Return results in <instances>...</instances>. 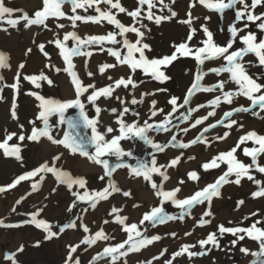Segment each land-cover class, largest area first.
Here are the masks:
<instances>
[{"label": "rangeland", "instance_id": "1", "mask_svg": "<svg viewBox=\"0 0 264 264\" xmlns=\"http://www.w3.org/2000/svg\"><path fill=\"white\" fill-rule=\"evenodd\" d=\"M11 1L17 6V2L19 0ZM153 2L156 3V7L152 9L155 15H169L167 8L161 11V5L158 3V0H153ZM192 2L193 0H175V3L173 4L171 3V0H164V3L168 4L169 7L177 13V16L170 20L162 21L159 25L155 24L154 21H149L144 18L147 15V5H144L141 10L140 19L141 23L147 26L146 28H142L140 23L134 21L126 13H119L115 9L112 11L116 14L117 19H119L124 25L135 26L141 28V31H144L145 36L143 42L149 44L151 49V51H146V56L149 59L162 58L164 56L171 55L174 51L172 45L179 44L186 40L189 33V27L187 24L181 23L180 21L188 19L189 11L193 17L192 25L197 29L193 40L189 42L190 47H192L193 50L196 47L202 46L200 42L206 39L201 29V25H206L209 28V30L213 33V39L217 44L222 46L225 45L230 37L228 26L234 22V11L226 10L223 19H221L220 14L214 10L210 11L203 5H200L197 0L195 7L202 8L204 13L194 16L193 12L195 7H190ZM247 2L250 4L251 0H247ZM120 3L129 11L135 10L138 7L137 0H120ZM5 5L10 8H16L9 2H6ZM100 7L105 9L108 6L101 4ZM237 7L239 8L240 5H237ZM23 8L24 7H22V9ZM77 11L80 13L79 10ZM262 12H264V5H258L254 14ZM81 15H98V13H96L94 9H89L85 12V14L82 13ZM205 17H210V19L205 20ZM11 18L17 17L12 16ZM6 20L7 17L5 20L0 21V29H7V31L0 30V52L7 54L9 57L7 63L10 66L14 62H17L18 65L20 63H24L25 67H27L28 63L31 62L28 61L29 57L34 51L36 52L37 45H39L36 43V41H39L36 38L39 31H32L28 33V30L24 28L21 23L22 21H20L16 27H12L6 22ZM57 22L65 24V28H56L55 25ZM244 23L245 21H241L237 23L236 26L238 28L243 27ZM221 28H223V31L220 30ZM50 29L54 33L53 36L55 38V34L59 33L61 39L63 34L68 31H75L81 37L88 35H106L109 31H118V29H115L113 25H109L107 21H103L100 24L91 22L83 23L78 21L77 27L73 28L71 26V22L67 19L60 21L52 20L50 22ZM247 31L255 32L258 39L261 36L260 30L256 28L254 24L250 23L249 29L240 33V35L246 34ZM126 36L131 42H135L137 39L135 33H127ZM117 39L122 40L123 38L118 36ZM72 45L73 42L69 40L68 46ZM8 46L10 47L8 48ZM242 46L243 45L239 42V40H237L233 48L235 49ZM109 47L119 49L122 55L127 53V49L123 48L122 45L105 44L104 51H100L99 46H92L91 50L93 51V55L91 58H87V67L86 70L82 71L80 79L85 84L92 83L97 86L100 85L101 81L109 76H111L112 80L115 81L117 79L116 73L119 72L118 79L120 77L127 79L129 75H132L133 80L138 86L136 88H132V86L129 85L127 89L121 86L120 93L124 95L121 99H123L125 103L121 104L119 100L114 98L113 101L117 105L114 104L111 108H116L117 113H119L125 106L129 107L131 111L124 115V121L131 123L135 120L141 125L145 120H148V122L153 125L162 121L164 114L171 111V105L168 103L171 97L175 96L180 98L178 103H182L183 97L186 95L188 88L193 83L195 75L199 70L207 72L209 68L219 67L221 64L225 63L222 59L206 60L203 65H198L192 56L183 57L177 53V60L166 67H161V70L164 71L168 77H170V79L164 82H160L152 78L151 75H146L141 69H137L136 72L132 74L131 69H127L126 65H117L115 68L108 69L104 74H101L98 71L99 66L105 63H117L116 59L108 54L107 48ZM29 48H31L32 51L26 55L25 53ZM17 50L20 52H16ZM135 55L138 57L139 54L136 53ZM79 57L81 58L82 56ZM82 58L84 59L80 61L85 62L86 58ZM255 60V56L251 54L244 57L245 62ZM91 64H96L97 74L101 78L96 76L94 71H92L94 73L92 77L87 75V72L91 71L90 68H88V65ZM18 65L16 68L17 71L19 70ZM25 67L23 69H26ZM245 68L249 75H252L254 78L259 77V83H264V67L252 66L245 63ZM4 70L6 69L0 70V76H3L4 78L3 81H0V87H3L4 85H11L16 82V76L10 77L8 74H5L7 72ZM2 71L4 72L2 73ZM19 71L21 73V70ZM27 71L28 70L26 69L25 72ZM127 71L129 73H127ZM228 77V73H222L220 76L209 73L201 81V84L205 86L214 85L220 80H228ZM27 84L28 83L23 81L20 77L18 91L10 87H3V91L0 92V96L3 97V99H0V141H3L7 133L12 132L17 133L18 135H25V139L27 140L21 142L14 137L12 141H9V145H19L20 160H17L14 156L5 157L3 150H0V162H3L8 166L5 169L0 167V186L10 184L19 175L36 169L46 161L49 162L48 159H52L54 156L63 152V145L53 144L46 137H41L38 142L27 139V137L31 135L27 133L30 128V117H32L33 114L31 110L33 108V103H29V100L31 98L35 100L34 96L28 94L31 93V90L27 87ZM102 85L103 87H106L107 83ZM236 87L237 86L235 84L229 82L225 85V91L235 90ZM159 89H165V91H159ZM144 93L150 94L142 96ZM49 94L51 95L49 98L59 100L57 98V93L49 92ZM72 94L74 95V92ZM86 95L87 93L85 96L81 97V99L85 102L86 111L89 116L93 117L95 116V108L91 104L87 103L85 99ZM114 95L115 93H113V96L108 99L111 100ZM216 95H220V93H208L202 91L196 92L191 98L190 106L196 107L197 105L203 104L205 107L200 108L198 112L193 113L192 119L183 123L178 120L176 117H179L180 113L185 112V108H181L170 118L172 120V124L168 125L170 128L169 132L152 130L148 132V136L154 142L161 145H167L163 152H156L150 145L145 144L139 139L121 141V146L125 150L133 151L134 156L137 158L130 159L125 157V162L133 165L138 162V159L150 162L152 156L155 155L158 165L167 166L170 164L172 159L179 156L180 160L177 165L166 168V174L169 176L167 181L162 182V178L160 176L153 174V180L157 184L162 182L164 190H171L175 187H180L181 191L177 194V198L179 199L188 197L195 191L204 188L208 184L214 183L215 180L227 170V165L225 164L224 168L219 167L207 171L202 168V165L209 162L219 153L227 152L236 145L239 137L246 133V131H243L245 123L248 124L246 121L249 117H247L246 114L249 116L252 115V119V111L259 113L257 117H259V121H261L262 124L258 126L257 133L264 135V118H261L264 117V112H262L259 107H256L255 110L253 109L247 113H234L231 117V119L238 121V125L243 124L242 128L238 127V125H234L231 129H228L223 125L218 124L215 128H210L208 132L203 133V136L207 141L206 143H197L188 148L173 146L174 144H177V142L188 143L196 136L200 135L203 128L207 127L209 124L215 123L217 120L223 119L224 112L230 111L232 108L239 107L241 105L245 107L250 106V101L243 96L236 97L231 105L224 103L222 98V102L219 107L215 108V116H210L202 125H198L196 128H191L190 125L195 118L207 115L208 111L213 110L207 105L208 101L213 99ZM133 97H135L137 101L142 99L143 102L133 105L130 103ZM14 98L16 102L15 119H13L11 114ZM49 98L47 97V99ZM69 99L73 98L70 96ZM153 100L156 101L155 107L157 109L164 110V113H158L155 117H151V102ZM97 105L102 109L99 116L100 130L103 131L107 126H111L116 129V131L109 134V138L112 135L119 134V125L116 123L117 113H112L110 111L111 108L107 109L103 106L102 97L97 101ZM185 107L187 108L189 106ZM73 110L75 111L74 114L78 111L76 109ZM133 112L139 113V115L134 116ZM33 116L35 115L33 114ZM40 124L41 128H43L44 125L41 120ZM50 124H54L53 119L50 120ZM20 125H23V128H21ZM173 125L177 126L173 127ZM185 127L189 128V131L186 133L182 131ZM241 130L242 132H240ZM226 131L229 133L226 139H216L217 136H222ZM52 134L55 138L60 139L56 127L52 129ZM172 135H176L177 141L169 143ZM44 143L53 147V149L50 157L43 158L42 161H40L37 160V154L38 151L40 152V149H42L41 147ZM243 147L251 148L258 147V145L249 141L245 145H241V149ZM42 151L43 152L39 155L41 157H46V154H44L45 150L42 149ZM89 151L92 152L94 149L89 146ZM236 155L239 160L246 164L251 162L250 157H245L240 149L237 150ZM189 157H194V159H189ZM108 159L113 165L118 162L115 157H108ZM258 159L261 164H264V155H261ZM196 161L198 166H196ZM78 163L81 164V167L76 165ZM49 164H51V162H49ZM55 166L62 171L70 173L73 178H85L87 181L86 188L81 189L78 185H73L72 189L69 190L67 185L59 183L53 174L41 173L40 175H43L45 178L41 181L40 175H38L35 177L33 182L36 183L39 181L37 185L38 190L34 191L35 196H28L23 204V207L19 209L18 212L23 215L27 214L32 218V213L42 209L37 219H44L46 222L51 224L53 226V231L58 232L59 227L69 223L71 220H76L77 223L82 222L84 225H87L90 232L84 233L81 227H78L75 230L66 229L63 233L59 234L58 237H54L51 240H45L44 237L46 233L43 229L37 228L33 223H26V221L31 220H20L14 223L12 222V218L17 215L18 212L16 213V211L13 212L12 210H7L5 212V210H2L0 211V221H3V225L12 226H0V264H12V261L6 259V256L13 253H15V260L17 261V264H64L69 245L80 243L85 236L94 235L96 231L102 229L104 233L110 237L109 240H99L92 246L81 244L80 249H78L77 254H75L78 255L80 264H89L92 257L96 256L98 252H102L104 247L113 246L127 239V233L122 230L123 226L115 222L116 215L127 217L126 224L137 223L139 225V221L142 219L144 213L149 212L153 207L161 206V198L155 195V190L152 189L149 182L144 181L142 178H133L129 175V169L120 168L113 173L111 179L122 191L113 193L107 200H100L95 209H93L90 206V201H79L76 196L72 195V192L75 191L82 195L85 191H87L89 195H91L93 192L101 191L104 187H106L109 178L106 177L104 180L99 179V177L103 175L101 166L95 165L88 161L87 158L79 154H72L71 152L56 161ZM161 170L164 171L165 169ZM192 171H195L198 174V180L193 181L189 179L188 173ZM251 174L256 180L261 181L260 185L248 180L246 177L241 180L239 185L235 183H226L220 188V196L212 198L210 206L208 205V202L196 205L191 209V214L185 215L183 220L175 219L166 221L162 224L157 223L155 226L145 222V226H140L143 235L148 237L159 235L161 239L155 241L151 245L141 248L140 251L129 252L126 257H120V259L116 261V264H124V261H126L127 264H145L146 261H152V264L154 261H156L154 264H164L166 260H172V254L179 251L181 246L184 244L196 245V247L190 249V251L200 252L205 251L206 249H211V251H207V254L205 255H198L191 258H189L187 253H185L184 255L176 257L172 260V264H252V262L258 258L252 256L251 253L258 251L259 245L257 241H254L247 236H245L243 240H238L236 245L233 246L231 241L236 239V237L229 233H225L223 237H219L218 234L220 244L218 249L213 248L212 245H206L205 249H201L197 244L198 240L205 239L209 233L217 232L218 225L221 224L225 227H250L254 222L260 221V223L257 224V227L264 228V197L252 196L254 191H258L261 187H264V173H259L255 169H252ZM230 179L234 180L235 177L232 176ZM181 180L184 181L183 184L179 183ZM123 191H130L131 195L129 197H125L122 195ZM240 201H243V204H240ZM73 202H75L76 206L72 208L71 212H69L67 209L73 204ZM113 207L120 209V211L116 213V215L110 216L112 214L111 209ZM163 207L165 213L168 215L179 216L182 211L170 201L165 202ZM85 209H87V211H84ZM209 210L211 211L212 216L204 217V219L210 220L211 222L204 226H198V221L201 218L202 213ZM253 213H256V215H252ZM86 215H89L90 219L83 222V216ZM77 217H79V219ZM245 217H247V219H245ZM105 220H107L108 223H104ZM69 231L77 232L80 237L72 242H66ZM188 232H191L192 234L190 236L185 235V233ZM172 233H175V236L171 235ZM238 235L244 234L240 233ZM16 236H20L21 242L16 243V241H13ZM2 238L4 239L1 241ZM136 239H141V237H137ZM21 247H23V251H18ZM127 247L128 246L126 245V249ZM241 247L247 248L249 250V254L246 255L242 253L240 251ZM85 248H87L86 251L84 250ZM149 248L155 251L154 255L149 256V253L145 252ZM164 249H167V251L163 256H160V253ZM157 256L160 257L159 260H154L153 257ZM110 260V257H104L102 259L98 258L96 264H110Z\"/></svg>", "mask_w": 264, "mask_h": 264}, {"label": "snow or ice", "instance_id": "2", "mask_svg": "<svg viewBox=\"0 0 264 264\" xmlns=\"http://www.w3.org/2000/svg\"><path fill=\"white\" fill-rule=\"evenodd\" d=\"M197 0H193L190 4V7L196 6ZM138 7L135 10L129 11L121 3L120 0H42V7L36 10L32 17L28 13L23 12L22 9H13L5 5L4 0H0V21L5 20L12 27H16L20 21H24L25 27H30L32 25L43 26L47 29L49 26L46 23L50 19L55 21H60L67 19L71 22L73 28L77 27V22L83 23H95L100 24L103 21H107L109 25H113L118 31H109L106 35H88L81 37L75 31H68L63 34L62 39L60 34L56 33V38L49 40V44H54L57 49H59V55L62 57L65 67L59 68L54 64H47L46 67L53 68L57 73L63 71L69 75L71 78V84L74 87V98L67 100H55V99H46L45 97L39 95L36 92L28 93L29 95L35 96L36 100L40 103L38 105L40 111L37 116V119L43 122V128H37L35 126V121H30L33 124L31 135L27 137L31 141H39L41 137H46L51 143L56 145H63L68 149L72 154H79L91 163L101 166L103 175L99 179L104 180L106 177L108 179V184L101 191H95L91 195L85 191L82 195L77 192H72L73 196H76L79 201H90L91 207L95 209L97 203L100 200H107L113 193L121 192L122 190L116 186L115 182L111 179L113 173L117 169L125 168L129 169V175L133 178H142L144 181H147L151 184L152 189L155 190V195L160 197L159 207H153L149 212L143 214L142 219L137 223L126 224L127 217H121L116 215L115 222L123 226L122 230L127 233V239L123 242L117 243L113 246L104 247L102 252H98L96 256L92 257V260L89 264H96L98 258L102 259L104 257H110V264H116V261L120 257H126L129 252L140 251L141 248L153 244L155 241L161 239L159 235H153L151 237L143 235L140 226H145V222L155 226L157 223H164L166 221H171L175 219L183 220L185 215L191 214V209L196 205L204 204L208 202L210 206L213 197L220 196V188L226 183H235L239 185L243 178H247L250 181H253L257 185L261 184V181L256 180L255 177L251 174V170L255 169L259 173H264V164L259 162V157L264 155V135H260L255 131H249L244 135L239 137L238 142L234 147H232L227 152H221L218 155L214 156L209 162H206L202 165L204 170L216 169L221 166V164L227 165V170L220 175L214 183L208 184L204 188L195 191L192 195L185 197L183 199L177 198V194L181 191L180 187H175L171 190H164L163 181H167L169 176L166 174L167 167H174L179 163L180 157L172 159L170 164L158 165L155 155L152 156L150 162L139 160L136 164H130L125 162V157L130 159H137L134 156L133 151L125 150L121 146V141L123 140H136L139 139L145 144L150 145L152 149L156 152H163L167 145H161L157 142H154L149 136L148 132L152 131H164L169 132L170 128L168 125L172 124L170 119L174 113L179 109L185 108V112L180 113L179 117H176L182 123L187 122L192 119V114L198 112L200 108L205 107V105L200 104L196 107H191V97L195 95L196 92H208L214 93L219 92L220 95H216L213 99L208 101V107H211L213 110L208 111L207 115L200 116L195 118L191 123V128H196L198 125H202L204 121L208 120L210 116H215V108L219 107L222 102L229 105L233 104V101L238 96L245 97L250 101V106L245 107L243 105L239 107H234L230 111H226L223 114V119L217 120L213 124H209L207 127L203 128V131L200 135L196 136L194 139L188 143L177 142L173 146H178L180 148H188L191 145L197 143H206V138H204L203 133L208 132L210 128H215L218 124L223 125L224 127L231 129L234 125H238V121L231 119L234 113H247L259 107V109L264 112V83H259V77L254 78L252 75H249L248 71L245 68V63L252 66L264 67V12L254 14L255 9L258 5H264V0H251L249 4L247 0H198L200 5H203L205 8L210 11H215L220 14V18L223 19L224 13L226 10L234 11V22L228 26V32L230 37L225 45L217 44L213 39V33L209 30L206 25H201V29L206 37L200 43L202 46L196 47L194 50L190 47V41L193 40L196 35L197 29L193 27L192 21L193 17L191 12H188V19L180 21L181 23L187 24L189 27V33L186 37V40L179 43L173 44L172 47L174 51L169 56H164L162 58H153L149 59L146 56V51H151L150 45L143 42L145 33L141 31V28L135 26H126L119 19H117L116 14L113 13V9L117 10L119 13H126L134 21L141 24L142 28H146V25L141 23V10L144 5H147V15L144 17L149 21H154L155 24L159 25L162 21L170 20L173 17L177 16V13L169 7L168 4L164 3V0H158V3L161 5V11L165 8L168 9L169 15H155L152 11L156 7V3L153 0H137ZM171 3H175V0H171ZM101 4L107 5L108 7L102 9ZM70 6V13L64 10V6ZM237 5H240L238 8ZM78 9H82L84 12H87L89 9H94L98 15H81L78 13ZM21 12V15L17 18H11L14 12ZM210 19V17H205V20ZM245 21L243 27H237V23ZM259 22V23H257ZM254 24L256 28L260 30L261 36L258 39V36L255 32L247 31L246 34L240 35V33L245 32L246 29H249V26ZM56 28L64 29L65 24L56 23ZM7 31V29H0ZM223 31V28L220 29ZM135 33L137 39L135 42H131L126 34ZM122 37V40H118L117 37ZM71 40L73 45L68 46V41ZM239 40L243 45L239 48H233L234 44ZM35 42V41H34ZM122 45L123 48L127 49V53L122 55L119 49H114L112 47L107 48L109 55L116 59V64L105 63L99 66V73L104 74L108 69L115 68L117 65H126L131 69L132 74L136 72L137 69H141L146 75H151L152 78L164 82L170 79L164 71L161 70V67L168 66L172 62L178 59L177 53L180 56L188 57L192 56L198 65H203L206 60H220L222 59L225 63L221 64L219 67L209 68L207 72L199 70L195 75L194 81L191 86L188 88L186 95L183 97L182 103H178L180 98L171 97L168 103L171 105V111L164 114L162 121L153 125L145 120L141 125L138 121H133L127 123L124 121L123 117L125 114L129 113L131 110L129 107L125 106L122 111L117 113L116 108H111L112 113H117L116 123L119 125L117 135H112L109 138V134L114 133L116 129L111 126H107L103 131L100 130L99 116L102 109L97 105V101L101 97L107 99L113 96V93L117 88L127 89L129 85L132 88H136L138 85L133 80L132 75H129L127 79L120 77L116 79L113 84H109L103 88H97L94 84L88 83L85 84L79 77L78 73L75 70V64L73 62V57L82 56L85 57V67H87V58H91L93 55L92 46H99L100 51H104V45ZM40 52H42L45 57H48L49 54L45 51V44L40 43L37 45ZM231 50V51H230ZM32 51L31 48L27 49L26 55ZM138 53V57L135 55ZM254 55L255 61H244V57L248 55ZM9 57L7 54L0 52V68L10 67L7 63ZM50 59V57H49ZM25 67L24 63L18 65V69H23ZM209 73H213L217 76H220L222 73H228V80H220L214 85H202L201 81ZM87 75L92 77L93 72L88 71ZM21 73L18 70L16 73L15 80L16 82L11 85H4L3 87H10L18 91L19 81ZM3 76H0V81H3ZM23 79L32 83L36 88L41 87L40 81H46L49 85L52 84V80L44 73L41 72L38 75H25ZM109 80L112 79L111 76L108 77ZM233 83L237 87L235 90L225 91V85L227 83ZM3 87H0V92L3 91ZM91 89V92L89 90ZM159 91H165V89H159ZM85 99L88 104H91L95 108V116L90 117L86 111V105L84 100L81 97L85 96ZM150 93H144L143 95H149ZM120 101L121 104H124L125 101L119 96L115 97ZM0 99H3L0 96ZM142 99L137 101L135 97L130 101L131 104L135 105L137 103H142ZM151 109V117H155L158 113H164L163 109H157L155 107L156 101L153 100ZM189 106V107H185ZM16 102L15 98L12 103V117L16 118ZM69 109L78 110L74 116L67 115ZM253 115H259V113L252 111ZM134 116H138L139 113L133 112ZM56 116L58 119L55 124H50V118ZM150 117V118H151ZM264 118V117H261ZM227 121V122H226ZM66 125L67 128L63 132V137L60 139L55 138L52 134V129L54 127H59ZM177 125H173L176 127ZM23 128V125H20ZM238 127L242 128L243 124H239ZM82 129H90V136L87 134H82ZM183 132L189 131L188 127L182 129ZM229 133L226 131L222 136H217L216 139L224 140L228 137ZM16 137L19 141L25 140V135L17 134L15 132L7 133L3 141H0V150H3L5 157L14 156L17 160H20V147L17 144L9 145V141H12ZM172 141H177L176 135L171 136ZM253 142L258 147H243L247 142ZM89 146H91L94 151H89ZM240 149L243 152L245 157H250L251 162L246 164L243 161L237 158V150ZM61 155H56L52 158L51 164L45 162L36 169L25 172L18 177H16L10 184L6 186H0V193H5L10 189L16 188L23 181L31 180L32 178L40 175L41 173H51L56 177V180L67 185L69 190L72 189L73 185H78L79 188H86L87 181L83 177L73 178L70 173L62 171L55 166V162L60 160ZM108 157H115L118 161L114 165L110 163ZM189 159H194V157H189ZM161 169H165L162 171ZM153 174H156L162 178V182L157 184L153 180ZM234 176L235 179L232 180L230 177ZM188 177L190 180L196 181L199 179L198 174L195 171L189 172ZM45 177L40 175V180L42 181ZM39 181L32 184V191H37V185ZM183 184L184 181L179 182ZM31 193H29L30 195ZM122 195L129 197L131 195L130 191H123ZM253 197H264V187H261L258 191L252 193ZM26 197H21L16 201V204H20L23 199ZM171 202L177 208L181 209V214L179 216L168 215L164 211L163 204L165 202ZM243 204V201L239 202ZM75 202L67 209L69 212L74 208ZM138 206V205H135ZM12 211L15 212L16 208L13 207ZM42 209L37 210L35 213H32V220L26 221V223H33L37 228L43 229L46 233L44 239L51 240L54 237H58L59 234L63 233L66 229H76L81 227L84 233H89L90 229L87 225L81 223L77 224L76 220H71L69 223L64 224L59 227V231H53V226L46 222L44 219H37L40 215ZM84 211H87L85 209ZM120 209L113 207L111 213H118ZM110 213V214H111ZM252 215H256L253 213ZM212 216L211 211H205L202 213L201 218L198 221V226H204L210 223V220H205L204 217ZM79 219V217H77ZM247 219V217H245ZM104 223H108L107 220ZM260 221L254 222L250 227H225L223 224L218 225L217 232L209 233L205 239H200L197 241V244L201 249H205L206 245H212L213 248H219V237H223L225 233L232 234L236 239L231 241L232 245L235 246L238 240H243L245 236L251 238L254 241L258 242L259 250L252 252L251 255L257 257L258 259L254 260L252 264H264V228L257 227ZM0 226L11 227L12 225H3V221H0ZM146 231V227H145ZM243 233L244 235H238ZM191 232L185 233V235H191ZM171 235L175 236V233ZM141 237V239H136ZM110 237L104 233L101 229L96 231L94 235L85 236L80 243L75 245H69L68 251L66 254L64 264H80V259L77 254L78 249H80L81 244L92 246L97 243L99 240L107 241ZM39 243V242H37ZM126 245L128 246L126 249ZM196 245L184 244L181 246L180 250L172 254V260L176 257L184 255L187 253L189 258L194 256H202L207 254V251L211 249H206L205 251L194 252L190 249L195 248ZM85 251L87 248L84 249ZM18 251H23V247L19 248ZM167 249H164L160 256H163ZM240 251L244 254H249L247 248H240ZM159 256L153 257L154 260H159ZM6 259L12 261V264H17L15 260V253L6 256ZM172 260H166L164 264H172ZM124 264H127L124 261ZM145 264H152V261H146Z\"/></svg>", "mask_w": 264, "mask_h": 264}, {"label": "bare ground", "instance_id": "3", "mask_svg": "<svg viewBox=\"0 0 264 264\" xmlns=\"http://www.w3.org/2000/svg\"><path fill=\"white\" fill-rule=\"evenodd\" d=\"M4 2H5V4H6V2H9L12 6L16 7V8H13V9H22V7H24L22 9L23 12L28 13L30 17L33 16V14H34V12L36 10H38V9H40L42 7V0H19L17 2V6L14 5L11 0H4ZM64 10L66 12H68L69 14H71L69 5H65L64 6ZM78 10L80 11L79 14H82V13L85 14V12L82 9H78ZM203 13H204V10L202 8H200V7H195L194 8V12H193L194 16L201 15ZM20 15H21V12H19V11L13 13V16H16V17H19ZM51 21L52 20L50 19L49 21L46 22L48 24V26H49L47 29H45L43 26H38V25H32L30 27H25L24 26L25 22L24 21L21 22L22 25L24 26V28H26L28 30V33L32 32V31H34V32L39 31V33L37 34V37H36L39 41H36V43L37 44L44 43L45 44V51L49 54V56L45 57V55L42 52H40V50L37 47L36 52L34 51L31 54V56L29 57V59H28V61H31L30 63H28L27 67H25L28 71L25 72L26 69H22V70L19 69V70H21V76L20 77L23 79V77L25 75H38L41 72H44L49 77V79L52 80V84L51 85H49L46 81H40L41 87L40 88H36L29 81H27L25 79H23V81H26L28 83L27 87L31 90V92H36L39 95L45 97L46 99H47V97L49 98L51 96L49 94V92H54V93H57V95H58L57 98L59 100H67V99H69L70 96L72 98H74V95L72 94L74 92V90H73V87L71 85V78L69 77V75L67 73H65L63 71L57 73L55 71V69L46 67L47 64H54L56 67H59V68H63V67L66 66L64 61H63V59H62V57L59 55V50L55 47L54 44H49L48 43L49 40L55 39V37L53 36L54 33L50 29V22ZM51 26H52V24H51ZM9 47L10 46H8V48ZM69 47H71V46H69ZM16 52L19 53L20 51L17 50ZM49 57H50V59H49ZM83 59L84 58H82V57L80 58L79 56L76 57V58L73 57V62L75 64V66H76L75 70L78 73L79 77H80L82 71L86 70L85 62H81L80 61V60H83ZM17 65H18L17 62H14L10 67L0 68V70L1 69H6V70H4V71L7 72L5 74H8L10 77L11 76L14 77V76H16V73H17V70H16ZM88 68H90L91 72L94 71L96 76L101 78L97 74L96 64L88 65ZM127 69H130V68L127 67ZM120 70H124V69H120ZM4 71H2V73ZM119 73H116L117 74V79H118ZM127 73H129V72L127 71ZM105 83H107V86L109 84H113L114 85V80H112V79L109 80L108 78H106V79H104L103 81L100 82V85H97L96 87L97 88H102L103 87L102 84H105ZM89 92H91V89L89 90ZM120 92H121V88H117L115 90V92H114L115 95H114V97L111 100L108 99V98L105 99V98L102 97L103 106L105 108H107V109H110L114 104H116L113 101L116 96H119L120 98L124 97V95L122 93H120ZM34 98H35V96H34ZM30 100H29V103H33V108L31 107L32 108L31 110H32L33 114L35 115V116H33V114H32V117H30V121H35V126L37 128H41L40 120L37 119V115L39 114V111H40V109L38 107L40 102L38 100H36V98H35V100L32 99V98ZM74 112L75 111L73 109H69L67 115L74 116L75 115ZM246 116L249 117L247 119V121H246V122H248V124L245 123V126L243 127V131L244 132L246 131V133L249 132V131L257 132L258 131V126L262 124V122L259 121V117H257V115H253V117L251 119L252 115L249 116V115L246 114ZM51 119H53V123L55 124L58 118L56 116H52L50 118V120ZM32 127H33V124L30 123V128L28 129V133L27 134H31ZM66 128H67L66 125L56 127V130H57L60 138L63 137V132H64V130H66ZM240 132H242V130ZM81 133L89 135L90 134V129H82ZM24 141H27V140L25 139ZM41 148L43 150H45L44 154H46V157H41L39 155V154H41V152H43L42 149H40V152L38 151V154H37V157L39 158V159L37 158V160H40V161H42L43 158L50 157L53 147H50L49 145L44 143V145ZM62 148H63V152L60 153V154H62L61 158H62V156L66 155L67 153L70 152L64 146ZM48 161L52 162V159H48ZM0 164H1L0 167L3 168V169L8 167L3 162H0ZM76 165L81 167L80 163H78ZM196 166H198L197 161H196ZM224 167H225V164H221L220 168H224ZM34 179H35V177L32 178L31 180L23 181L16 188L10 189V190H8L5 193L0 194V211H2V210H5V212L7 210L10 211V210H12L13 207H15L16 208V213H17L18 210L23 207V204H24V202H25V200H26V198L28 196H30V195L35 196V192L32 191V184L34 182ZM29 192H31L30 195H29ZM21 197H26V198L23 199L21 201V203L17 205L16 201L18 199H20ZM114 215H116V213H112L110 216H114ZM226 216H228V215H226ZM13 218H12V222H14V223L17 222V221H20V220H32V218L29 217L27 214L23 215V214H20L19 212L17 213V215L13 216ZM89 219H90L89 215H86V216H83L82 220L84 222L85 220L88 221ZM80 223H82V222H79L77 224H80ZM70 230H75V229H70ZM79 237H80V235L77 232L69 231L68 239L66 240V242H72V241H74L75 239H77ZM3 239L4 238H2L1 241ZM13 241L14 242L16 241V243L21 242L20 236H16L13 239ZM258 250H259V248H258ZM145 252H148L149 256H152V255L155 254V251H153L151 248L147 249ZM154 263H156V261H154L153 264Z\"/></svg>", "mask_w": 264, "mask_h": 264}]
</instances>
